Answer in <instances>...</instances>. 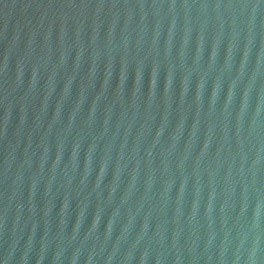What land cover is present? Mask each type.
<instances>
[{"label": "water", "instance_id": "obj_1", "mask_svg": "<svg viewBox=\"0 0 264 264\" xmlns=\"http://www.w3.org/2000/svg\"><path fill=\"white\" fill-rule=\"evenodd\" d=\"M0 264H264V0H0Z\"/></svg>", "mask_w": 264, "mask_h": 264}]
</instances>
